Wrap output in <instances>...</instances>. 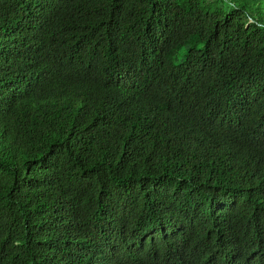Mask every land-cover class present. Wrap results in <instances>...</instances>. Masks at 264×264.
<instances>
[{"label": "trees", "instance_id": "16d2710c", "mask_svg": "<svg viewBox=\"0 0 264 264\" xmlns=\"http://www.w3.org/2000/svg\"><path fill=\"white\" fill-rule=\"evenodd\" d=\"M0 264H264V0H0Z\"/></svg>", "mask_w": 264, "mask_h": 264}, {"label": "rangeland", "instance_id": "374dc122", "mask_svg": "<svg viewBox=\"0 0 264 264\" xmlns=\"http://www.w3.org/2000/svg\"><path fill=\"white\" fill-rule=\"evenodd\" d=\"M184 55H185V49L183 48L178 54V58L175 60V63L181 62V60L184 58Z\"/></svg>", "mask_w": 264, "mask_h": 264}]
</instances>
